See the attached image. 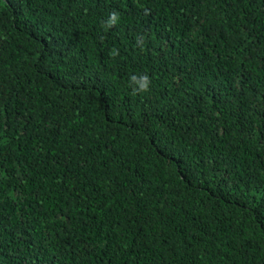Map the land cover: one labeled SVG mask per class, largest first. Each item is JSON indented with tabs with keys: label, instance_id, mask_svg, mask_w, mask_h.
Wrapping results in <instances>:
<instances>
[{
	"label": "trees",
	"instance_id": "obj_1",
	"mask_svg": "<svg viewBox=\"0 0 264 264\" xmlns=\"http://www.w3.org/2000/svg\"><path fill=\"white\" fill-rule=\"evenodd\" d=\"M0 264H264V0H0Z\"/></svg>",
	"mask_w": 264,
	"mask_h": 264
},
{
	"label": "clouds",
	"instance_id": "obj_2",
	"mask_svg": "<svg viewBox=\"0 0 264 264\" xmlns=\"http://www.w3.org/2000/svg\"><path fill=\"white\" fill-rule=\"evenodd\" d=\"M113 19H114V17H113ZM147 77L145 76V77H142L141 78V83H140V89L141 90H144V89H146V87H147Z\"/></svg>",
	"mask_w": 264,
	"mask_h": 264
}]
</instances>
